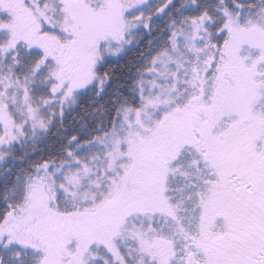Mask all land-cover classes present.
I'll use <instances>...</instances> for the list:
<instances>
[{"label": "snow or ice", "instance_id": "snow-or-ice-1", "mask_svg": "<svg viewBox=\"0 0 264 264\" xmlns=\"http://www.w3.org/2000/svg\"><path fill=\"white\" fill-rule=\"evenodd\" d=\"M0 264H264V0H0Z\"/></svg>", "mask_w": 264, "mask_h": 264}]
</instances>
